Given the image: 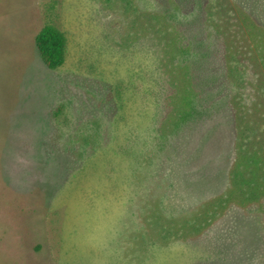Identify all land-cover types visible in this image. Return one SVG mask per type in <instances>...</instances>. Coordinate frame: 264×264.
Here are the masks:
<instances>
[{"label":"rangeland","instance_id":"obj_1","mask_svg":"<svg viewBox=\"0 0 264 264\" xmlns=\"http://www.w3.org/2000/svg\"><path fill=\"white\" fill-rule=\"evenodd\" d=\"M248 136L264 158V0H0V264H264Z\"/></svg>","mask_w":264,"mask_h":264},{"label":"trees","instance_id":"obj_2","mask_svg":"<svg viewBox=\"0 0 264 264\" xmlns=\"http://www.w3.org/2000/svg\"><path fill=\"white\" fill-rule=\"evenodd\" d=\"M35 44L43 64L48 69L58 70L64 66L68 47L66 34L53 26H45L36 36ZM202 56L205 57L207 54H203ZM210 94L211 93H207L205 94L206 96H202V102L208 100V95ZM180 100H185L186 106L182 107H184L187 112H183L180 121L178 120V122L176 121L174 123L176 129H180L186 121L192 119L201 120L206 114V110L202 104H198V100L192 98L190 95H188V97H184L183 95ZM199 105H201V107ZM61 111L62 109L59 108L58 113ZM250 138L251 136H248V141H245L247 140V138H245L244 142L240 145V164L233 173L232 185L235 187V191L238 190L246 198L251 197L255 200L259 195L263 183H261V179L263 178L262 171L264 167H261V165L264 166V158L255 148L257 145L260 147L259 142L254 138L250 140ZM262 141L264 142V138L261 139V146L264 147ZM249 242L251 244V241ZM249 249L250 248L247 246L246 250ZM249 256H251V258L247 260L248 264H259V260L257 259L259 257L257 254L253 252L249 254ZM240 258L242 257L240 256ZM240 258H238L235 264H246V260Z\"/></svg>","mask_w":264,"mask_h":264}]
</instances>
